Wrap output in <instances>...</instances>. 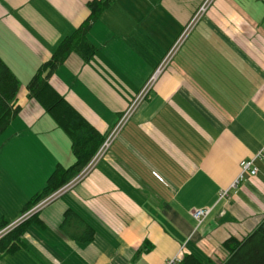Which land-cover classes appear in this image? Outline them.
<instances>
[{
	"label": "crops",
	"instance_id": "obj_1",
	"mask_svg": "<svg viewBox=\"0 0 264 264\" xmlns=\"http://www.w3.org/2000/svg\"><path fill=\"white\" fill-rule=\"evenodd\" d=\"M91 1L0 0V57L20 81V111L0 136V220L24 225L0 264H164L189 253L222 264L225 240L264 223V161L237 182L240 162L264 150V0H113L88 32L90 59L72 52L50 75L105 138L192 25L106 154L21 219L56 166L76 161L27 85ZM199 207L212 208L200 222ZM68 210L92 240L74 236Z\"/></svg>",
	"mask_w": 264,
	"mask_h": 264
},
{
	"label": "trees",
	"instance_id": "obj_2",
	"mask_svg": "<svg viewBox=\"0 0 264 264\" xmlns=\"http://www.w3.org/2000/svg\"><path fill=\"white\" fill-rule=\"evenodd\" d=\"M112 4L113 0L89 2L91 13L88 18L71 35L61 41L51 59L45 62L28 82L29 96L35 98L70 137L76 161L70 167L57 165L48 178L46 186L30 199L25 210L51 196L78 175L89 164L105 141V136L52 84L50 75L72 52L79 53L85 60L90 59L96 51V47L89 40L88 32L92 23L98 20ZM19 89L18 77L0 57V136L20 111ZM66 214V226L75 225V222L81 226V231L74 235L78 240L90 241L94 238L95 230L92 226L78 218L76 221V217L73 216L75 213L72 210H68ZM7 225V221L0 220V231ZM23 232L24 225H19L5 233L0 238V255L4 252L15 251L19 247V243L23 242ZM223 247L228 251L229 256L222 264H264V223L243 239L234 236L228 238L223 243ZM182 264L208 263L202 261L195 254L189 253L183 257Z\"/></svg>",
	"mask_w": 264,
	"mask_h": 264
},
{
	"label": "built area",
	"instance_id": "obj_3",
	"mask_svg": "<svg viewBox=\"0 0 264 264\" xmlns=\"http://www.w3.org/2000/svg\"><path fill=\"white\" fill-rule=\"evenodd\" d=\"M204 8H205V5L201 8V10L199 11V13ZM197 16H198V14L196 15V17ZM191 25H192V23L184 31L183 35L180 37V39L177 41V43L175 44V46L171 49V51L169 52V54L163 60V62L160 65V67L157 69V72L153 74V76L147 82L146 86H144V88L141 90V92L136 96V98L133 101V103L131 104V106L128 108V110L118 120V122H117L116 126L114 127V129L112 130V132L108 135V137L105 138V141L100 146V148L98 149L97 153L94 155V157L92 158V160L83 169V171L81 172V174H79L76 179H78L79 177H81L87 170H89L90 168H92L96 164V162L101 157H103L106 154V152L109 150V147H110V145H111L114 137L116 136V134L118 133V131L120 130V128L122 127V125L124 124V122L132 114L133 110L136 108V106L139 104V102H141L147 96L149 90L151 89V87L153 85V82H154V79L156 78V75L159 73V71L161 70V68L164 67L168 63V61L171 58L172 54L174 53L177 45L185 37V35L187 34V31L191 27ZM258 161H264V150H261L260 152H258L254 157L249 158V159H244V160H242L240 162L241 173H240V176H239L237 182L240 179H242L246 173H250L251 175H256L257 172L259 171V168H258V165H257V162ZM74 181L75 180H73L72 182L66 184L64 187H62L57 192L53 193L51 196H48L45 199L39 201L34 206V208L25 215V217L28 216L30 213H32L34 210H36V209L40 208L41 206H43L45 203L49 202L59 192L63 191L65 188H67L70 185H72ZM236 184L237 183L235 182L234 185H236ZM225 196H228V190L222 191L221 197H225ZM211 210H212V208H209V207H199V208H194L191 213H192V216L196 220H198L200 222L203 219H205L211 213ZM182 261H183V258H181L179 256H175V257H172V258L167 259L164 264H182Z\"/></svg>",
	"mask_w": 264,
	"mask_h": 264
},
{
	"label": "rangeland",
	"instance_id": "obj_4",
	"mask_svg": "<svg viewBox=\"0 0 264 264\" xmlns=\"http://www.w3.org/2000/svg\"><path fill=\"white\" fill-rule=\"evenodd\" d=\"M203 10H204V9H203ZM182 40H183V39H182ZM182 40H181V41H182ZM175 50H176V49H175ZM33 208H34V207H32V208L30 209V211H31ZM24 217H25V216H22L21 219L24 218ZM19 220H20V219H19ZM13 225H14V223H13L12 225H9V226L5 227L3 230H1V231H0V237L3 236L6 232H8V231L10 230V228H12Z\"/></svg>",
	"mask_w": 264,
	"mask_h": 264
}]
</instances>
